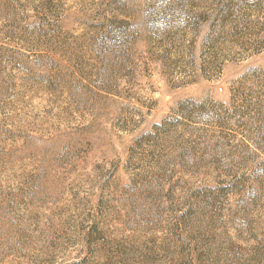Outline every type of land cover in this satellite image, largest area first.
Wrapping results in <instances>:
<instances>
[{
	"label": "rangeland",
	"instance_id": "1",
	"mask_svg": "<svg viewBox=\"0 0 264 264\" xmlns=\"http://www.w3.org/2000/svg\"><path fill=\"white\" fill-rule=\"evenodd\" d=\"M244 3L0 0V264H264Z\"/></svg>",
	"mask_w": 264,
	"mask_h": 264
},
{
	"label": "trees",
	"instance_id": "2",
	"mask_svg": "<svg viewBox=\"0 0 264 264\" xmlns=\"http://www.w3.org/2000/svg\"><path fill=\"white\" fill-rule=\"evenodd\" d=\"M228 18L230 24L235 23V33L238 35L242 34L246 38L244 45L253 47V45L263 43L264 7L257 4L244 3L243 6L233 9Z\"/></svg>",
	"mask_w": 264,
	"mask_h": 264
}]
</instances>
